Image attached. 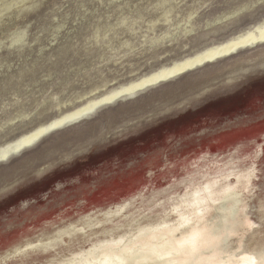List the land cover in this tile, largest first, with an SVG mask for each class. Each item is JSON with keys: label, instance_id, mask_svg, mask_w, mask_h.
Listing matches in <instances>:
<instances>
[{"label": "rangeland", "instance_id": "1", "mask_svg": "<svg viewBox=\"0 0 264 264\" xmlns=\"http://www.w3.org/2000/svg\"><path fill=\"white\" fill-rule=\"evenodd\" d=\"M261 22L264 0H0V157L16 152L37 126H54L61 111L81 109L87 97L170 68ZM166 81L136 98L118 101L144 89L89 110L87 119L61 124L22 155L0 160V243L45 217L78 212L133 183L167 186L210 147L216 150L220 139L235 142L264 132V41ZM260 139L259 185L239 207L219 264H245L238 256L228 258L234 245H241L237 255L254 239L264 243V135ZM105 211L90 217L86 232L68 236L84 234L75 245L95 242L110 260V251L120 252L133 236L119 243L95 231L115 232L125 220L137 219L132 217L162 212L126 218ZM214 249L208 244L202 255Z\"/></svg>", "mask_w": 264, "mask_h": 264}, {"label": "bare ground", "instance_id": "2", "mask_svg": "<svg viewBox=\"0 0 264 264\" xmlns=\"http://www.w3.org/2000/svg\"><path fill=\"white\" fill-rule=\"evenodd\" d=\"M259 41H264V22L235 34L225 43L190 56L191 58L184 57L181 61H174L170 68L169 65H164L158 68L157 72L148 75L149 77H140L123 88L119 87L99 97L91 96L92 99L87 97L82 100L88 102L81 109L78 107L67 112L61 111L55 118L57 120L54 126L47 130L44 127L45 123L37 126L34 130L37 132L26 134L24 144L16 152L0 157V160L7 159L20 152L24 146L33 144L51 128H58L61 124H67L90 113L89 110L94 111L126 93L145 89L160 80L183 74L221 56L235 54L249 45L255 46ZM259 135L262 137L264 132L245 136V139L235 142L220 139L215 143L219 146L216 150L210 147L204 155L199 156L201 158L195 167L187 169L180 177L171 178L167 186L157 184L156 180L143 181L137 185L133 183L131 187H126L125 191L120 190L123 192L114 190L97 202L86 203L78 212L65 209L61 213H56L54 217H45L31 229L26 228L0 243V264H30L29 262L35 258L37 264L58 262L85 264L89 261H94L89 264H95L99 259L103 260L104 264H111L118 258L126 264H219L220 247L226 239L231 240L229 236L234 230L232 224L236 221L239 207L248 197V193L252 192V187L259 185L254 180L258 176V161L263 152V146L259 144L261 142ZM213 151L215 155L212 154ZM215 168V173L208 172L209 169ZM197 171L202 173L195 174ZM157 208L162 211L157 215H147L139 219L132 217L140 212L151 214ZM99 210H106L105 212L117 210L124 212L126 218H137L130 223L125 220L126 225L115 232L107 230L94 232L115 236L117 240L114 242L119 243L122 239L133 236L129 239L131 242L120 252L115 253L114 249L110 251L114 253L111 260L106 255L99 254L100 250L96 248L101 249L103 246L100 247L95 242L82 241V244L75 245L76 237L82 238L84 234L68 236L71 233L86 232L83 229L93 223L90 217ZM261 217L264 218V215ZM252 226L250 222L249 230ZM253 241L246 244L244 251H238L237 255L234 252L241 245H234L228 258L234 259V256H238L245 264H264V243L261 241L258 245ZM112 243L108 248L113 246ZM197 244L202 245L195 248L194 245ZM208 244H214L215 249L211 256H204L202 250L207 248ZM87 245H90V250L86 249ZM46 256H52L53 261L44 262Z\"/></svg>", "mask_w": 264, "mask_h": 264}, {"label": "water", "instance_id": "3", "mask_svg": "<svg viewBox=\"0 0 264 264\" xmlns=\"http://www.w3.org/2000/svg\"><path fill=\"white\" fill-rule=\"evenodd\" d=\"M166 82H168V81H166V80H160V81L157 82V84L151 85V86H149L148 88H146V89L140 91L139 93H136V94L133 95V96H130V97H123V98H121V99L118 100V101H122V100H130V99L136 98V97L139 96L141 93L146 92V91H148V90H150V89H152V88H154V87H156V86H159L160 84L166 83ZM118 101H117V102H118ZM108 105H109V104H106V105H104V106H108ZM102 108H103V107H102ZM86 117H87V116L85 115V117H82V118L77 119V121H76L74 124L79 123V122H81V121L87 119ZM61 129H62V128H61ZM58 130H60V129H59V128H51L50 130H48L47 133H45V134L42 135L39 139H37L36 142L33 143V145L36 146V145H37L39 142H41L45 137H47L48 135H50V134H52L53 132H56V131H58ZM34 146H32V147H34ZM32 147L24 146V147L20 150V155H22L26 150H28V149H30V148H32ZM20 155H19V156H20ZM16 157H17V156H16ZM1 164H2V163H1Z\"/></svg>", "mask_w": 264, "mask_h": 264}, {"label": "flooded vegetation", "instance_id": "4", "mask_svg": "<svg viewBox=\"0 0 264 264\" xmlns=\"http://www.w3.org/2000/svg\"><path fill=\"white\" fill-rule=\"evenodd\" d=\"M193 190H194V188H192ZM185 189H183V191H184ZM198 189H196V191H197Z\"/></svg>", "mask_w": 264, "mask_h": 264}]
</instances>
